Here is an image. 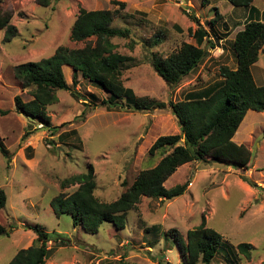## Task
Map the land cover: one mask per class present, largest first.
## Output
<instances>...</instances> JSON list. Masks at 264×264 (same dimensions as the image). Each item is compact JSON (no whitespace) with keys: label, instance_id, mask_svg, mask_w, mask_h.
Segmentation results:
<instances>
[{"label":"rangeland","instance_id":"rangeland-1","mask_svg":"<svg viewBox=\"0 0 264 264\" xmlns=\"http://www.w3.org/2000/svg\"><path fill=\"white\" fill-rule=\"evenodd\" d=\"M79 8L115 11L112 25L130 31L128 38L113 42L118 52L134 58L122 72L123 85L134 96L131 101L146 97L164 107L133 110L126 94L113 105L104 103L109 93L100 84L78 72L73 87L72 69L63 65L70 89L55 90L57 100L44 108L47 121L16 108L15 96L23 102L33 98V87H22L14 77L17 65L48 58L59 46H84L70 37ZM242 9L227 0H51L45 7L37 0H2L0 12L12 14L10 23L17 32L4 41L0 29V188L6 193L0 224L7 232L0 236V264L36 243V224L50 235L45 264H182L169 236L176 230L185 237L202 218L229 244L247 242L254 248L249 258L234 255L233 261L221 249L212 264H264V200L243 181L264 187V112L248 110L233 136L250 150L246 168L212 159L185 163L164 182L167 189L187 184L184 193L170 200L141 197L127 213L123 229L104 222L96 233L87 232L73 227L70 214L57 216L50 203L60 192L71 193L78 184L62 188V182L86 173L90 165L96 197L111 202L139 171L154 167L172 151L167 145L149 152L159 136L179 133L168 103L218 82L219 67H235L234 36L253 20ZM200 26L207 33L199 45L205 58L178 84L167 85L153 69L151 55L167 56L183 43L198 45L195 30ZM155 34L160 41L153 45ZM255 65L260 70L254 68L253 79L264 85V45Z\"/></svg>","mask_w":264,"mask_h":264},{"label":"trees","instance_id":"trees-1","mask_svg":"<svg viewBox=\"0 0 264 264\" xmlns=\"http://www.w3.org/2000/svg\"><path fill=\"white\" fill-rule=\"evenodd\" d=\"M50 1L37 0L44 7ZM227 1L234 7H247L253 2ZM113 3L124 6L123 2ZM214 10L217 15L216 7ZM114 12L107 9L79 8L71 26L70 37L74 41L85 42L83 47L68 49L59 46L48 58L17 65L14 68V77L20 81L22 87H33V98L23 102L19 96H15L16 108L26 115L47 121L44 108L57 100L55 90L70 89L64 78L63 65L72 69L73 87L76 85L78 72L83 78L100 84L109 93L104 103L113 105L126 94V100L130 101L127 105L133 110L149 111L154 106L164 107V103L155 104L154 100L146 97H137L131 101L134 96L124 87L122 72L134 58L118 52L117 44L113 42L114 38H128L130 31L127 27L112 25ZM11 17L9 11L0 12V29H4V41H10L17 32L16 27L10 23ZM205 36L207 33L200 26L195 30L198 45L183 43L177 51L167 56L155 53L151 55L153 69L167 85L178 84L197 69L206 56L205 48L199 47ZM158 37V34L153 35V45L160 41ZM208 44L214 48L210 40ZM263 45L264 23L259 20L247 22L235 34L232 42L235 67H219L221 79L218 82L189 92L184 100L168 103L170 113L178 124L179 133L159 136L149 152L152 154L167 145L173 146L172 151L164 155L154 167L139 171L118 198L104 202L96 197L93 167L90 165L86 173H79L62 182V188L67 183L78 185L71 193L60 192L51 199L54 213L57 216L62 213L70 214L73 227L78 226L91 233H96L104 222L112 224L116 229H123L127 213L136 208L141 197L170 200L184 193L187 184H177L167 189L164 182L185 163L212 159L218 163L225 162L246 168L250 163V150L243 144H237L232 138L237 134V128L248 110L264 112V85H257L251 73V66L258 60ZM131 46L129 44L130 48ZM243 181L257 188L264 200V187H259L248 178ZM5 203L6 193L0 188V209ZM33 231L36 234V243L19 249L7 264H45L49 256L50 248L46 244L50 241V235L38 224L33 227ZM172 232L170 236L167 232L165 235L174 237L182 264H212L221 249H224L221 255L226 254L231 261L234 255L249 258L254 250L252 244L247 242L233 246L224 241L219 232L206 225L204 218L198 226L188 230L185 237L176 230ZM6 233L5 227L0 224V236Z\"/></svg>","mask_w":264,"mask_h":264},{"label":"crops","instance_id":"crops-1","mask_svg":"<svg viewBox=\"0 0 264 264\" xmlns=\"http://www.w3.org/2000/svg\"><path fill=\"white\" fill-rule=\"evenodd\" d=\"M257 2V3H256ZM234 7V6H233ZM235 8V7H234ZM243 8L242 11H244V14H248L250 13L249 18H253V20H264L262 17L264 16V6H263V0H253V2L251 3V5L247 6V7H240ZM241 11V12H242ZM254 68L257 70H260L259 68H257V65H255V63L251 66V73L253 76ZM263 71V69H262ZM254 77V76H253ZM255 80V79H254ZM250 111V110H249ZM255 113V111L253 112ZM236 133V132H235ZM233 139V138H232ZM234 141V140H233ZM235 142V141H234ZM240 144V143H237ZM183 166V165H182Z\"/></svg>","mask_w":264,"mask_h":264}]
</instances>
